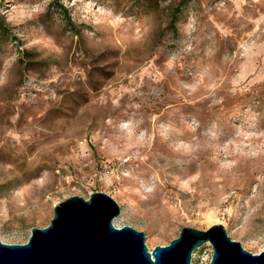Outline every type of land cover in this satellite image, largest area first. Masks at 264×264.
Instances as JSON below:
<instances>
[{"label":"rangeland","instance_id":"374dc122","mask_svg":"<svg viewBox=\"0 0 264 264\" xmlns=\"http://www.w3.org/2000/svg\"><path fill=\"white\" fill-rule=\"evenodd\" d=\"M0 20L1 241L102 191L149 250L215 223L264 250V0H0Z\"/></svg>","mask_w":264,"mask_h":264},{"label":"water","instance_id":"95a60500","mask_svg":"<svg viewBox=\"0 0 264 264\" xmlns=\"http://www.w3.org/2000/svg\"><path fill=\"white\" fill-rule=\"evenodd\" d=\"M120 205L108 193L72 195L54 205L47 226L32 227L25 243L0 240V264H192L195 248L208 242V264H264V250L252 253L221 223L181 228L177 237L151 250L143 231L115 226Z\"/></svg>","mask_w":264,"mask_h":264},{"label":"trees","instance_id":"16d2710c","mask_svg":"<svg viewBox=\"0 0 264 264\" xmlns=\"http://www.w3.org/2000/svg\"><path fill=\"white\" fill-rule=\"evenodd\" d=\"M143 1H150V2L155 1V2H156L157 0H143ZM53 3H56V2L54 1ZM58 6H59L60 10L63 11L64 14L67 15V22H68V24L70 25V27L73 28V29H75V28H74V25H72L73 23H72V21H71L69 15H68V13H67V10L63 7V5H58ZM178 10H179V8L176 7V8H175V11H178ZM175 14H176L175 12L172 13L171 18H170V21H169V26H170L171 29H176V27H175V23H176L177 18H176V15H175ZM0 30H1L2 32L5 31V26L3 25V20H0ZM75 31H76V29H75ZM76 32H78V31H76Z\"/></svg>","mask_w":264,"mask_h":264}]
</instances>
